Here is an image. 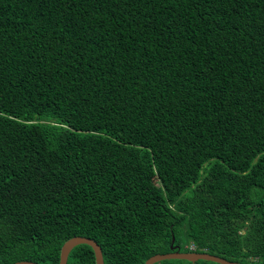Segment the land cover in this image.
<instances>
[{
  "label": "trees",
  "instance_id": "1",
  "mask_svg": "<svg viewBox=\"0 0 264 264\" xmlns=\"http://www.w3.org/2000/svg\"><path fill=\"white\" fill-rule=\"evenodd\" d=\"M258 191L264 0H0V264H264Z\"/></svg>",
  "mask_w": 264,
  "mask_h": 264
},
{
  "label": "water",
  "instance_id": "2",
  "mask_svg": "<svg viewBox=\"0 0 264 264\" xmlns=\"http://www.w3.org/2000/svg\"><path fill=\"white\" fill-rule=\"evenodd\" d=\"M80 244H88L94 249L96 264H105L101 246L95 240L82 236L72 237L65 242L61 250V259L59 264H67L71 250ZM168 259H182V260H188L190 262L206 260V261H213L218 264H243L241 262L231 261L226 258L214 254H210L208 252H181L179 249L169 253L156 254L150 257L145 262V264H155L160 261L168 260ZM14 264H38V263L33 261H18L15 262Z\"/></svg>",
  "mask_w": 264,
  "mask_h": 264
},
{
  "label": "rangeland",
  "instance_id": "3",
  "mask_svg": "<svg viewBox=\"0 0 264 264\" xmlns=\"http://www.w3.org/2000/svg\"><path fill=\"white\" fill-rule=\"evenodd\" d=\"M264 194V191H258L257 192V198H259L260 196H262ZM182 252V251H181ZM185 252H189V250L185 249ZM178 264H189L187 262L184 261H178ZM197 264H204L202 261H199Z\"/></svg>",
  "mask_w": 264,
  "mask_h": 264
},
{
  "label": "built area",
  "instance_id": "4",
  "mask_svg": "<svg viewBox=\"0 0 264 264\" xmlns=\"http://www.w3.org/2000/svg\"><path fill=\"white\" fill-rule=\"evenodd\" d=\"M190 249L194 251V250L196 249V246H195L194 244H192V245L190 246Z\"/></svg>",
  "mask_w": 264,
  "mask_h": 264
},
{
  "label": "crops",
  "instance_id": "5",
  "mask_svg": "<svg viewBox=\"0 0 264 264\" xmlns=\"http://www.w3.org/2000/svg\"><path fill=\"white\" fill-rule=\"evenodd\" d=\"M191 245H192V244L189 245V248H190ZM194 245H195V244H194ZM195 246H196V245H195ZM196 248H197V246H196Z\"/></svg>",
  "mask_w": 264,
  "mask_h": 264
},
{
  "label": "clouds",
  "instance_id": "6",
  "mask_svg": "<svg viewBox=\"0 0 264 264\" xmlns=\"http://www.w3.org/2000/svg\"><path fill=\"white\" fill-rule=\"evenodd\" d=\"M193 252H195V251H193Z\"/></svg>",
  "mask_w": 264,
  "mask_h": 264
}]
</instances>
